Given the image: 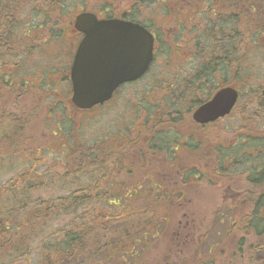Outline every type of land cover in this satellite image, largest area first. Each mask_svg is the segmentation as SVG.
I'll return each instance as SVG.
<instances>
[{"label": "rangeland", "instance_id": "1", "mask_svg": "<svg viewBox=\"0 0 264 264\" xmlns=\"http://www.w3.org/2000/svg\"><path fill=\"white\" fill-rule=\"evenodd\" d=\"M3 7L6 22H2L0 34L12 43L14 55H9L13 60L20 55L19 49L25 53L21 55L24 70L34 81L45 77L44 72L40 78L36 73L59 62L63 65L67 60L71 48L64 39L72 32L74 16L82 10L94 11L101 16L107 11L119 17L128 14L127 17L148 25L155 22L161 34L156 60L146 76L138 83L126 86L106 106H96L87 112L76 110L71 101L72 94L60 74L54 76L55 83L51 78L39 86L32 87L28 83L24 87L13 81L8 92L0 87V122L6 117L14 121L13 113L17 117L16 123L4 129V134L0 133V186L3 190L23 187L25 182L20 181L21 178L17 185L12 179L15 180V174L33 163L36 157L40 163L34 168L47 177L44 186L35 189L33 199L40 202L62 194L64 187L58 180L60 174L67 167L76 168L67 158L85 156L89 148L102 153L108 134L129 135L132 127H143L148 107L150 113H155L156 120H161L153 123L157 131H165L170 136L172 132L176 133L185 143L175 144L177 151L168 157H164L163 151L155 155L153 150H146L141 155V167L139 161L135 166V152L129 149L126 162L122 158L124 154L119 155L122 157L118 165L122 166L124 160L125 173L119 177V168L113 172L115 178L125 183L105 190L107 178L102 180V199L108 201L109 210L113 209L124 218L125 224L120 227L133 233L134 264H264V237L244 229L253 199L264 193L263 183L254 187L245 175L247 167L254 166L252 163L264 161V106L258 104L260 91L264 89V0H236V4L234 0H0V13ZM193 9L194 15L190 14ZM199 15L206 20L207 51L212 42L220 47L222 57L224 50L230 49L235 41L232 47V52L236 49L235 59L231 65H226L224 79L210 78L206 83V76L195 75L200 62L209 64L211 59V55L205 56L206 62L203 57L195 58L189 29L199 22ZM189 20L195 24L189 27ZM216 22L221 25L217 34ZM63 30L65 33L61 32ZM60 32L62 40L68 43L66 47L56 41ZM7 55L8 51H3L1 60ZM226 84L240 91L236 109L215 123L196 126L191 110L200 100L207 99L216 87ZM150 87L157 92L156 100H153ZM169 88L182 99L176 105L177 109L182 108L181 114L177 113V122H172L165 112L164 92ZM158 106L160 108L156 110ZM169 127L173 131H169ZM244 134L252 136L250 143ZM239 140L249 143L247 151L253 152L249 162L242 159L248 165L231 163L223 170L233 169L234 173H223L219 164L220 148L229 147L224 157L231 155L236 152L231 146ZM260 145L263 146L262 154L256 151ZM113 156L115 158L117 152ZM129 168L134 171L127 170ZM95 169L92 167L91 170ZM215 169L221 170V174L214 173ZM87 174V180H91L93 186L96 181L101 185V178ZM101 197L97 199L101 200ZM92 200L90 206L96 204L94 195ZM151 215L154 219L149 227L146 222ZM69 220L71 218L65 216L59 218L60 223L50 224L45 234H52ZM136 221L141 227L134 228ZM112 222L113 226L121 225L116 220ZM142 227L150 228L153 234ZM41 236L35 232L33 249L42 240ZM38 251V248L30 254L25 251L12 264H35ZM101 254L104 255V251Z\"/></svg>", "mask_w": 264, "mask_h": 264}, {"label": "trees", "instance_id": "2", "mask_svg": "<svg viewBox=\"0 0 264 264\" xmlns=\"http://www.w3.org/2000/svg\"><path fill=\"white\" fill-rule=\"evenodd\" d=\"M5 12L6 10L3 7V11L0 13V33L3 32L1 29L2 22H6L3 20L5 19ZM3 36L5 35L0 34V60L2 51L4 49L10 50L9 40ZM210 80L207 77L206 83ZM221 86L224 85H220L214 90L216 91ZM260 93L258 104L263 107L264 89ZM174 95L177 94L174 92ZM163 100L165 103L170 102L168 99ZM200 102L201 100L197 105ZM172 108L174 115L177 113L181 114V106L177 109L174 105ZM150 111L148 109L145 118L148 121L152 117ZM8 114L10 115L9 110ZM8 118L6 117V119L0 122L2 124L0 126L1 134H4V129L10 128L12 123H16L17 121L14 113L12 115L14 121L8 120ZM244 136L248 139L249 143L252 141V136L247 134H244ZM245 144L244 140L235 142L231 148L236 150V152H233L231 155L226 154V157H224V154L225 152L227 153L229 147L220 149L221 159L219 164L223 173H234L233 169L223 170L226 165L231 163L237 164L240 162L239 165H248L247 162L250 160L248 158L253 152H248V144H246V147ZM91 150L92 148H89L85 156L67 158V161L72 163L71 165H76V168L74 166L67 167L65 168L66 171L60 174L58 180L63 183L64 187L62 194L42 199L40 202L33 199L32 195L35 189L39 188V186H44L46 176V174L34 168V166H38L40 163L36 157H34L33 163L15 174V180L12 179V182L14 181V184L17 185L18 178H21L20 181L25 182L23 187L15 186L11 190L10 188L3 190L0 186V264L15 263L23 252L26 251V254H30L32 250L35 251L37 248L39 251L36 253L38 259L35 264H134L136 252L133 250L135 244V240L132 237L133 233L131 234L128 230L120 227L125 224L124 218L121 215L115 214L113 209L109 210L110 207L108 206L110 205H108V201L102 199L101 196L104 195L102 180L106 177L107 169L101 151ZM262 150L263 146L260 145V148L256 151L258 154H262ZM242 159L247 160V162L245 160L242 161ZM257 159L259 158L257 157ZM252 164L254 166L247 167L245 175L249 184L256 187L257 184H264V161L263 163L255 161ZM92 167H96L93 170L94 173L91 170ZM215 170L214 173L217 175L221 174L219 173L221 170ZM88 172L91 175H95L96 178H101V185L99 181H96V184H94L99 190L95 189L91 180H87ZM12 182L9 181V184H12ZM93 195L94 201L98 197H101V200L97 199L95 201L96 204L90 206L93 201ZM253 201L254 204L247 215L244 229L252 230L258 237H264V193L257 195ZM111 207L119 208V206ZM129 209L132 208L129 207ZM63 216L65 218L69 217L71 220L64 222L62 226L59 225L52 234H45L48 226L58 222V219ZM152 219H154L153 215L147 218V226L151 227L153 223ZM164 219L167 220L166 217ZM112 220H116L121 225L113 226ZM137 222L134 228L137 226L141 227L140 222ZM56 226L54 225V227ZM134 228H132V231ZM41 229L44 230L42 231ZM143 229L145 232L151 233L150 228ZM23 230H26L25 233ZM35 232H37V235H42V240L33 249L31 245H33ZM57 234L61 236H56ZM13 237L14 239H12ZM139 242L144 241L139 239ZM262 243L264 244V242ZM262 247L264 248L263 245ZM103 251L104 255L101 254Z\"/></svg>", "mask_w": 264, "mask_h": 264}, {"label": "flooded vegetation", "instance_id": "3", "mask_svg": "<svg viewBox=\"0 0 264 264\" xmlns=\"http://www.w3.org/2000/svg\"><path fill=\"white\" fill-rule=\"evenodd\" d=\"M151 2H153V0H151ZM234 4H236V0H234ZM108 5L105 6V8H107ZM198 9V8H195ZM84 11H88V10H82L80 12H78L75 16H74V21L71 23V33H69L68 36H65V38L68 39H64V40H68L67 42L69 43V46L71 48L70 53H68L66 55L67 60L63 63L59 62L57 63L55 66L52 67V65L49 67L48 70H46L45 68L43 69V71L41 73H36V76H38V78H40V75L44 72L45 73V77L44 78H40V80H42L41 82L39 81H34V79L28 77V74L25 73L24 70V60L21 58L23 53L22 51H20V49L18 50V52L20 53L19 56H15L14 58H16L15 60L12 59V55L9 54H13L14 55V47L12 46V43H10L9 49L10 50H6L4 49L3 51H8V55L5 57V59H2L0 61V87H4L6 89V91L8 92V89L11 88V86L13 85V81H18L19 83H21L24 87H27V84L30 83L32 85V87H36L41 85V83L47 79V81L51 78H53V82L54 81V76H57L58 74H60V77L63 79V81L66 83V87L67 90L69 92H71V94L73 95V83H72V79H71V70H72V65L75 59V55L77 53V50L79 48V45L81 44L83 38H84V33L79 31L76 27H75V18L76 16ZM94 12V11H92ZM97 17L99 19H112V18H118V19H124L127 21H133V22H137L140 23L141 25H143L147 30L150 31V33L153 35L154 37V44H153V59L146 71L145 74H143L141 77H139L138 79L129 81V82H123L120 83L115 90L112 93V97L104 102L102 104V106H106L108 105L113 98L121 91L123 90L126 86H130L132 84H136L138 83L141 79H143L146 74L149 72L152 63L156 60L157 57V51H158V47H159V43L161 41V34L158 32V28H156V23L152 22L149 25L140 21L137 18H131V17H127V15H123L121 17L119 16H114L112 14H109L108 11L105 12L106 14H104V16L99 15L97 12H94ZM193 15L195 14V10L193 9L190 14ZM197 13H199L197 11ZM131 14V13H130ZM189 27L194 25L195 23L191 20H189ZM204 21H206L204 19L203 16L199 15V22H197L193 28L189 29V34L191 35V38L193 40V49H194V54L196 55L195 58H202L203 61H207L205 56L207 55H211V59H209L208 61H210L209 64H200L198 65L197 68L198 69L197 73L195 74L196 77H202V76H206L209 77L211 79H215L217 78H222L224 79L226 77V73H227V69L228 67L226 65H231L233 63V59L234 58V53L236 52V49L234 48L233 52H232V47L234 46V42L233 44L230 45V49L228 50H224V54L222 57H220L222 54L221 53V49L218 45L213 44L212 42H209V49L207 51L206 48H208V43H206V39H205V23ZM216 25V34L217 31L221 28V25H218V23H215ZM63 33H65V30L61 31ZM61 32L59 33V35H57L56 37V41H60L63 43V46L66 47L68 46V43L65 42L64 40H62V36H61ZM60 36V37H59ZM173 37V36H172ZM225 46H223L224 48ZM206 50V52H205ZM2 51V52H3ZM171 51V50H170ZM212 53L210 54L209 52ZM169 55H171V52L169 53ZM5 60V61H4ZM59 60H61V58L59 57ZM185 62L187 61L186 58H184ZM4 61V62H3ZM188 62H191L190 59L188 60ZM196 62V61H195ZM62 66V67H61ZM51 67L53 68L51 70ZM47 75V77H46ZM60 79V78H57ZM30 80H32L31 82H29ZM61 80V79H60ZM39 82V83H38ZM62 82V80H61ZM64 83V84H65ZM38 89V88H37ZM146 90V89H145ZM39 91V90H38ZM150 91L153 95V100H156V90H154L153 87H150ZM174 90L169 88L167 89L164 94L166 96L165 99H168L170 102L169 103H165L166 105V110L165 112H167V114L171 117L172 122L174 121H178L177 118V114L174 115L173 113V108L174 105L176 106L178 104V102L182 101L180 94L174 95ZM176 93V92H175ZM215 93V90L213 91V93H210L209 96L207 97V99H205L204 101L201 100L199 105H195V107L193 108V110H191V117L193 112L199 107L201 106L203 103H205L207 100H209L212 95ZM177 94V93H176ZM183 95V94H181ZM184 96V95H183ZM184 100V99H183ZM71 101H72V96H71ZM73 103V102H72ZM74 105V103H73ZM75 106V105H74ZM100 106V105H98ZM160 106H158L156 108L159 109ZM76 110H82L79 109L78 107L75 106ZM148 108L146 109V116H147V111ZM85 112H87L88 110H84ZM149 113V112H148ZM152 117L150 118L151 121L146 120L145 118L143 119V123L144 126L143 127H132L130 129V134L126 135L125 133H119L117 135H107V139L106 141L103 143V151H102V155L104 157V164L106 166L107 169V173H106V177L107 178V190L111 189L110 187H113L117 184H124L125 181L120 182L119 179L114 177V171L115 169H117V173L118 176L120 177L121 175H123L125 173V163L124 160L126 162V153L129 152V149L133 151V153L135 152V159H133L134 164L136 166V163L139 161V166L141 167V163L140 160L141 155L146 153V150H153L154 154L157 155L159 154L160 151H163V155H165L164 157H168V154H173L177 151V147H175V144L179 145L181 143H185V142H181L179 135L178 134H171L167 135L165 134V131H157V128L155 127V124H157L155 121H161V120H156L158 118H156L155 113L152 112L151 113ZM176 117V119H174ZM161 119V118H159ZM193 123H195L196 126L198 127H204L206 125H209L211 123H215V122H210L207 124H200L195 122L192 119ZM155 123V124H153ZM176 126V125H175ZM171 127V126H170ZM169 127V128H170ZM174 129V128H173ZM60 130V129H59ZM172 130L171 128L169 129V131ZM173 131V130H172ZM142 137H147L142 139ZM146 139V140H145ZM143 143H147V145L143 144ZM179 147V146H178ZM114 150V151H113ZM116 150V151H115ZM117 152V156L114 158L113 154H115ZM120 154H124L123 157L119 156ZM120 157H122L124 160H122L121 165L119 164V161L121 160ZM145 158V157H144ZM143 160V159H142ZM120 166V167H118ZM127 170H132L131 172L134 171L133 168H129ZM183 173H187V171H183ZM160 186V185H158ZM120 187V186H119ZM134 190H136L134 188Z\"/></svg>", "mask_w": 264, "mask_h": 264}, {"label": "water", "instance_id": "4", "mask_svg": "<svg viewBox=\"0 0 264 264\" xmlns=\"http://www.w3.org/2000/svg\"><path fill=\"white\" fill-rule=\"evenodd\" d=\"M75 27L83 32L71 70L72 102L89 109L112 97L123 82L141 77L153 59V35L141 24L112 18L99 20L93 12L77 15ZM238 92L219 89L193 113L197 122L207 123L229 114Z\"/></svg>", "mask_w": 264, "mask_h": 264}]
</instances>
